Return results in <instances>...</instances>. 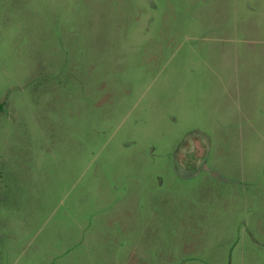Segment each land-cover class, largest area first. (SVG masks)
I'll return each instance as SVG.
<instances>
[{
	"label": "rangeland",
	"instance_id": "1",
	"mask_svg": "<svg viewBox=\"0 0 264 264\" xmlns=\"http://www.w3.org/2000/svg\"><path fill=\"white\" fill-rule=\"evenodd\" d=\"M0 264H264V0H0Z\"/></svg>",
	"mask_w": 264,
	"mask_h": 264
},
{
	"label": "trees",
	"instance_id": "2",
	"mask_svg": "<svg viewBox=\"0 0 264 264\" xmlns=\"http://www.w3.org/2000/svg\"><path fill=\"white\" fill-rule=\"evenodd\" d=\"M0 106H1V104H0Z\"/></svg>",
	"mask_w": 264,
	"mask_h": 264
}]
</instances>
